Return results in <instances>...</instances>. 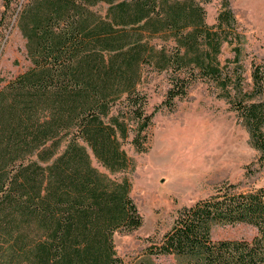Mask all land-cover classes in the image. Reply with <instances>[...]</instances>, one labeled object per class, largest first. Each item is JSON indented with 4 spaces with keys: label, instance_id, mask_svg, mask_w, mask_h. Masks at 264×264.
I'll list each match as a JSON object with an SVG mask.
<instances>
[{
    "label": "trees",
    "instance_id": "1",
    "mask_svg": "<svg viewBox=\"0 0 264 264\" xmlns=\"http://www.w3.org/2000/svg\"><path fill=\"white\" fill-rule=\"evenodd\" d=\"M3 1L5 18L12 0ZM224 1L210 26L196 0H25L16 22L31 67L0 89V264H125L115 236L143 218L118 175L134 167L129 138L146 150L147 67L171 74L168 106L194 80H211L264 167V61L251 91L221 63L223 44L240 38ZM236 224L255 237L213 239L214 226ZM148 241L150 254L180 264H264V187L222 183Z\"/></svg>",
    "mask_w": 264,
    "mask_h": 264
},
{
    "label": "rangeland",
    "instance_id": "2",
    "mask_svg": "<svg viewBox=\"0 0 264 264\" xmlns=\"http://www.w3.org/2000/svg\"><path fill=\"white\" fill-rule=\"evenodd\" d=\"M205 10L208 25L216 24L224 0H196ZM240 35L231 45L224 43L219 56L231 73H241L243 88L251 91L254 64L264 61V0H228ZM25 0H12L5 18L0 0V89L31 67L26 41L17 27V14ZM97 10L105 14L106 7ZM239 48L237 55L235 47ZM142 93L147 111L154 113L148 130L146 150L138 152L131 143L124 150L134 167L126 176L131 196L143 218L136 231L117 234L114 242L125 264H180L173 256L149 253V238H161L173 225L178 212L213 195L217 186L231 183L241 190L264 187V167L250 142V135L237 111L221 97L211 80L198 78L187 94L166 104L171 74L147 67ZM152 159V160H151ZM151 162V163H150ZM94 165L98 166L94 160ZM257 230L247 224L217 225L214 240H252Z\"/></svg>",
    "mask_w": 264,
    "mask_h": 264
},
{
    "label": "bare ground",
    "instance_id": "3",
    "mask_svg": "<svg viewBox=\"0 0 264 264\" xmlns=\"http://www.w3.org/2000/svg\"><path fill=\"white\" fill-rule=\"evenodd\" d=\"M152 160V159H151ZM151 163V162H150Z\"/></svg>",
    "mask_w": 264,
    "mask_h": 264
}]
</instances>
